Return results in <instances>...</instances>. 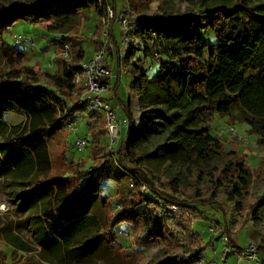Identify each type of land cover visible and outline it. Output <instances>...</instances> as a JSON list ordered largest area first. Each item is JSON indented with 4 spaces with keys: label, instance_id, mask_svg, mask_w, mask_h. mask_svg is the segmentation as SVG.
I'll return each instance as SVG.
<instances>
[{
    "label": "trees",
    "instance_id": "obj_1",
    "mask_svg": "<svg viewBox=\"0 0 264 264\" xmlns=\"http://www.w3.org/2000/svg\"><path fill=\"white\" fill-rule=\"evenodd\" d=\"M46 1L0 0V68L4 64L8 67V72L0 71V168L4 177L22 179L31 185V190L22 195L21 204H37L39 244L62 249L67 259L69 252L83 241L84 231H88L92 221L85 215L86 200L90 201L92 194L101 195L105 180L117 184L115 198L123 196L126 180L134 185L130 194L133 201L129 206L123 204L112 220L105 219L101 236L107 243L116 244L118 227L125 224L136 236L133 239L136 248L151 251L164 246L148 264H201L203 244L193 234L191 225L189 229L180 227L185 221L174 219L170 208L176 205L179 210H191L196 209L193 205L217 204L224 214L218 223L219 237L224 235L235 251L232 229H236L244 209L237 210L235 204L247 195L251 171L259 167L252 170L245 161L231 159L216 177V190L207 194L208 200L200 197L187 203L165 195L156 186L154 164H165L171 189L175 190L185 182L180 168L173 165L176 158L186 159L191 154L202 160L219 158L222 144L212 133L216 116L247 125L250 133L259 137V143H264V3L199 0L195 8L182 14L136 16L131 8L133 0H120L128 19L127 45L122 49L116 34L121 13L119 0H66L74 4L75 16L84 19L98 16L93 35L96 50L101 44L102 19L106 18L108 8L114 12L115 18L107 25L109 42L113 44L108 55L114 60L113 66L108 67L114 73L117 65L119 78L110 92L126 122V133L112 156L102 140L104 132L98 117L91 116L87 147L93 168L85 172L83 162H71L74 176L69 177L50 176L53 167L49 141L62 131L71 117L70 112L65 113L67 105L82 92L75 86V75L80 73L86 53L67 37L64 42L74 50L71 58L79 64H65L59 74L42 73L23 66L26 55L4 39L7 30L19 21L41 27L50 17ZM208 32L217 38L215 45L203 37ZM137 53L142 57L135 60ZM150 60L159 64L153 79L143 69ZM121 73L131 76L130 87L138 99L139 119L130 104L118 96ZM7 113L20 114L24 121L8 125L4 121ZM153 141L158 144L151 152L144 151ZM262 163L264 159L259 166ZM261 181V189L252 196L246 212L252 225L262 231L256 248L264 264V179ZM144 186L146 191L141 193ZM220 188L230 190L229 205L234 209L229 212L215 198ZM147 192L154 198L148 197ZM113 202L112 197L100 199L104 209L113 208ZM2 234L9 246L32 255L34 250L11 229L4 228ZM138 255L139 263L143 254Z\"/></svg>",
    "mask_w": 264,
    "mask_h": 264
},
{
    "label": "rangeland",
    "instance_id": "obj_2",
    "mask_svg": "<svg viewBox=\"0 0 264 264\" xmlns=\"http://www.w3.org/2000/svg\"><path fill=\"white\" fill-rule=\"evenodd\" d=\"M26 1L30 3L32 0ZM133 1L132 4L134 5L131 6H134L140 11V14L146 16H154L156 13H165L167 15L182 14L191 8H195L199 3V0ZM255 2L262 4L264 0H255ZM118 6L120 9L122 8L120 0L118 1ZM45 7L49 9L50 17L41 23V27H37L28 21H19L11 26L4 35V39L9 45H12V38L15 35H22L26 39L24 43L15 47L16 51L26 55V61L23 63V66L35 68L42 73L59 74L65 64H79L71 58L70 53L73 49L68 43L64 42V39L67 37H69V41L73 40L72 42L74 46L76 45V48L81 46L84 49L86 53L84 60L92 58L97 52L93 35L97 31L98 16L91 15L89 19L75 16L74 4L66 0H47ZM119 16H124V12H121ZM203 37L211 45L217 43V38L212 32L203 33ZM117 38L118 43L121 44L123 41L121 32H119ZM66 46L69 48V58L65 59L63 54L67 50ZM122 47V49H126V45ZM140 57H142V54L137 53L135 60ZM113 61L107 55L106 62L109 66H113ZM2 63L4 64V61ZM116 68L118 70L117 65ZM143 69L149 79H153L159 71V64L156 61L150 60L144 64ZM0 71L8 72L7 65H2ZM256 73L258 72H251L252 75ZM130 82L131 76L127 73H121L122 86L120 87L119 98L121 101L130 104L135 117L139 119L138 99L130 87ZM73 99L75 100L76 96ZM74 100L70 102H74ZM109 101L111 102V100ZM86 116V111H82L77 118L79 137L86 136L88 124L90 123V119ZM101 117L98 122H100L103 130L104 119L103 116ZM5 119H7V123L10 125H17L24 121V116L16 113H7ZM124 133L126 132L124 131ZM212 133L217 135L222 144V152L219 158L202 160L196 157L195 154H191L186 159L176 158L173 165L180 168L181 173L185 177V182L175 187V190L171 189L170 176L168 177L166 174L165 164L162 162L156 163L154 164L156 186L165 195L173 196L187 203L193 202L200 197L208 200L206 198L207 194L210 191L216 190V177L231 159L237 158V160L240 159L239 161H245L252 170L259 167L257 171H251L249 186L245 190L247 195L243 200L235 204L237 210L244 208L243 213L239 216L236 229H232L233 234L231 237L236 247L235 251L230 247V243L224 235L219 237L218 223L221 222L224 216L219 205L215 204L203 207L197 204L198 206L193 205L196 209L179 210L176 214L174 213V219L185 221L184 226L180 227L182 229H189V225H191L193 234L198 236L199 241L203 244V261H201V264L205 262L216 264H256L254 261L249 262L251 260L246 256L248 255L247 248L250 243L259 244L262 231L255 228L251 221L248 220L246 207H249L251 200L253 201L252 196H256L257 191L261 189V180L264 179V164L262 163L259 166L261 160L264 159V143H259V137L251 134L247 125L228 117L222 118L216 116ZM122 135L123 133L121 132L120 138ZM67 138L68 131L65 127L62 128V131L56 137L50 138L49 150L53 167L50 176L67 174V176L73 177L74 167H71V162H83L85 164V172H90L93 168V161L90 159V147L88 146L79 152L73 146V137ZM102 140L106 146L107 140L105 136H103ZM156 144L158 143L155 141L147 144L144 147V151L151 152ZM233 153H235V157ZM123 187L126 189L125 194L115 198L117 184L113 180H105L101 185V195L92 196V194L90 201L86 200L84 205L85 215L92 221L89 223L88 231H84L83 241L73 248L69 252L68 258L65 259L62 249L55 250L48 246L43 247L38 242L37 204H21L22 195L31 190L30 184L26 181L12 182L11 180L4 179L2 173H0V205L5 206L4 211L0 210V264H148L154 258L155 253L164 247L163 245L151 251H143L136 248L133 240L136 236H132L130 229L125 224L118 227L119 233L117 240H115L116 244L107 243L105 238L101 236L104 230L105 219L112 220L115 216V207H121L123 204L129 206L133 201L130 197L133 191L130 181L125 180ZM229 191L220 188L217 190V195L215 196L223 206L227 207L228 212L234 209L229 205ZM147 195L150 198H154L150 192H147ZM102 197H112L114 207L110 206L108 209H104L100 204ZM31 204H34V202ZM163 205L165 204L163 203ZM197 215L201 217H197ZM4 228L11 229L13 234L19 235L34 250L32 255H26L9 246L2 237ZM121 233H127L128 236L124 237ZM137 235H140L139 232ZM242 250H245L244 257L241 254ZM138 254H143V258L139 263L136 262L137 257L139 259ZM258 257L260 258V254H258Z\"/></svg>",
    "mask_w": 264,
    "mask_h": 264
},
{
    "label": "built area",
    "instance_id": "obj_3",
    "mask_svg": "<svg viewBox=\"0 0 264 264\" xmlns=\"http://www.w3.org/2000/svg\"><path fill=\"white\" fill-rule=\"evenodd\" d=\"M115 18L114 12L111 8L107 9L106 18L102 19V24L104 28L101 34V44L99 49L92 58L83 60L80 64L81 71L75 75V86L77 90L82 92L79 96L76 97L74 102L69 103L65 113H71V117L64 124L65 129L68 131V138L73 137V146L74 148L81 152L87 147L88 139L85 137L78 136V116L82 111H86L87 116L91 117L96 115L97 117L103 116L104 119V132L107 139V150L112 155L115 156L116 146L120 138V130L126 125V122L123 121L115 108L111 105L106 95L110 93V89L113 86L114 73L108 67L106 62V57L108 51L113 49V44L109 42V34L107 31L108 23ZM120 32L123 36L122 46L127 45L126 34L128 31V20L124 16H120ZM25 38L22 35H15L12 38V47L15 48L18 45L25 42ZM66 51L63 54L64 58H69V48L66 46ZM71 54V53H70ZM82 110V111H81ZM77 111V112H76ZM80 111V112H79ZM75 113V117L72 113ZM102 115H101V114ZM131 187L134 185L131 183ZM146 191V187L141 188V193ZM121 207H115V213L119 211ZM172 213L176 214L179 211V208L176 205L171 206ZM0 210L4 211L5 206L0 205ZM174 214V215H175ZM124 237H127V233H121ZM248 255H246L249 262H256V264H261L256 245L250 243L248 248ZM259 261H258V260ZM257 260V261H256ZM204 264H216L213 262H205Z\"/></svg>",
    "mask_w": 264,
    "mask_h": 264
},
{
    "label": "crops",
    "instance_id": "obj_4",
    "mask_svg": "<svg viewBox=\"0 0 264 264\" xmlns=\"http://www.w3.org/2000/svg\"><path fill=\"white\" fill-rule=\"evenodd\" d=\"M134 2V1H133ZM132 5H134V4H132ZM123 6H124V4L122 3V8L120 9L119 8V12H125V10H124V8H123ZM131 8L133 9L132 10V13H134L136 16H145L144 14H140V11H138L134 6H131ZM135 8V9H134ZM119 29H120V27L119 26H117L116 27V34L117 35H119ZM95 49H96V45H95ZM118 75H117V73H116V71H114V78H113V86H115L116 84H117V81H118ZM122 86V83H121V76H120V87ZM119 91H120V89L118 90V96H119ZM107 98L109 99V100H111V105L115 108V110L118 112V114H119V117L124 121V119H125V115H124V113H123V111L121 110V108L118 106V104H117V101L115 100V98H114V95H113V92H110V93H108L107 94ZM86 117H88V116H86ZM89 119H90V117H88ZM99 118H102L101 116H99L98 117V119ZM4 121H5V123L6 124H8V125H10L9 123H7V119H4ZM90 122H91V119H90ZM104 124V123H103ZM89 125V124H88ZM125 129H126V126H124V127H122L121 128V130H120V132H122V133H124V131H125ZM88 130H89V126H88V128H87V132H86V136H85V138H87V139H89V133H88ZM103 132H104V129H103ZM104 136H105V138H106V134H105V132H104ZM107 140V139H106ZM1 168H0V173H1ZM4 177V176H3ZM4 179H8L7 177H4ZM8 180H11V179H8ZM12 182L13 181H16V182H20V181H24V180H19V179H17V180H11ZM25 182V181H24ZM27 182V181H26ZM31 186V185H30ZM245 256V254L243 255V257Z\"/></svg>",
    "mask_w": 264,
    "mask_h": 264
}]
</instances>
